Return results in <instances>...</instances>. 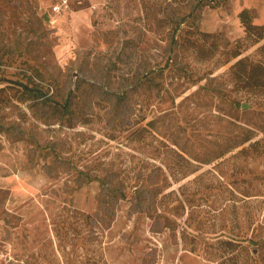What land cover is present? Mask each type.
<instances>
[{
	"label": "rangeland",
	"instance_id": "obj_1",
	"mask_svg": "<svg viewBox=\"0 0 264 264\" xmlns=\"http://www.w3.org/2000/svg\"><path fill=\"white\" fill-rule=\"evenodd\" d=\"M243 10L264 22V0H0V264H222L226 238L264 264V96L224 53L260 56Z\"/></svg>",
	"mask_w": 264,
	"mask_h": 264
},
{
	"label": "trees",
	"instance_id": "obj_2",
	"mask_svg": "<svg viewBox=\"0 0 264 264\" xmlns=\"http://www.w3.org/2000/svg\"><path fill=\"white\" fill-rule=\"evenodd\" d=\"M241 20L245 26L246 38L251 40V46L259 44L264 40V22L256 23L253 21L252 16L248 10H243L240 14ZM204 39L209 37L214 38L217 34L201 32ZM247 50L246 45L242 39L237 40L232 44L229 49L224 52L226 54L225 63L230 64V73L236 83L240 84L243 89L252 91L255 95L264 96V42L259 44L255 49L259 53V57H254L251 53H245ZM32 92L38 91L36 87L29 88ZM39 95L44 93L39 91ZM252 134H248L240 144L250 142V145L254 142ZM255 143V142H254ZM244 240H234L226 238L221 240L231 250L228 256L222 260V264H247L245 261L248 258L244 257L243 251L247 253L248 246L243 242ZM253 242L252 240H250ZM248 257V256H247Z\"/></svg>",
	"mask_w": 264,
	"mask_h": 264
},
{
	"label": "built area",
	"instance_id": "obj_3",
	"mask_svg": "<svg viewBox=\"0 0 264 264\" xmlns=\"http://www.w3.org/2000/svg\"><path fill=\"white\" fill-rule=\"evenodd\" d=\"M58 8H59V6H56V7H55V9H58Z\"/></svg>",
	"mask_w": 264,
	"mask_h": 264
},
{
	"label": "water",
	"instance_id": "obj_4",
	"mask_svg": "<svg viewBox=\"0 0 264 264\" xmlns=\"http://www.w3.org/2000/svg\"><path fill=\"white\" fill-rule=\"evenodd\" d=\"M45 17H46V18H48V16H47V15H46Z\"/></svg>",
	"mask_w": 264,
	"mask_h": 264
}]
</instances>
